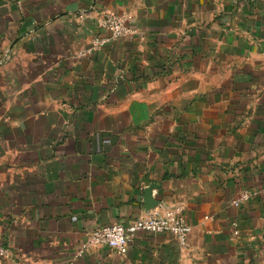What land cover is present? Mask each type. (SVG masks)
<instances>
[{"label":"crops","instance_id":"crops-1","mask_svg":"<svg viewBox=\"0 0 264 264\" xmlns=\"http://www.w3.org/2000/svg\"><path fill=\"white\" fill-rule=\"evenodd\" d=\"M105 11L137 33L94 50ZM158 207L185 247L81 253ZM0 243L1 264H264V0H0Z\"/></svg>","mask_w":264,"mask_h":264},{"label":"built area","instance_id":"built-area-1","mask_svg":"<svg viewBox=\"0 0 264 264\" xmlns=\"http://www.w3.org/2000/svg\"><path fill=\"white\" fill-rule=\"evenodd\" d=\"M98 25L100 29L109 33V37L97 40L93 46L94 50L100 49L109 42L137 33L136 30L127 25L124 16H118L110 11L103 13ZM251 197L252 193L243 192L233 201V205L239 207L250 200ZM191 231L192 227L187 223L179 209L158 207L153 209L147 216L139 218L127 226L117 223L95 228L88 234L87 239L82 244L81 253L93 248L107 247L120 255H126L134 242L136 234L139 232L170 234L181 246L185 247ZM9 256V249L0 243V264L2 260Z\"/></svg>","mask_w":264,"mask_h":264}]
</instances>
